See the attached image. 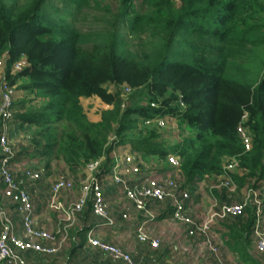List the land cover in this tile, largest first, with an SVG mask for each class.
I'll return each instance as SVG.
<instances>
[{
	"label": "trees",
	"instance_id": "1",
	"mask_svg": "<svg viewBox=\"0 0 264 264\" xmlns=\"http://www.w3.org/2000/svg\"><path fill=\"white\" fill-rule=\"evenodd\" d=\"M84 8L111 18L82 32L75 23ZM4 53L6 80H26L40 103L12 105L8 136L27 134L26 144L11 143L16 157L33 151L44 168L58 159L72 171L103 159L108 169L113 150L132 145L146 158L176 155L188 182L220 175L225 159L237 158L246 172L231 175L239 186L264 183V0H119L115 9L99 0H0ZM21 58L29 66L11 74ZM93 96L111 106L99 122L81 103ZM164 117L188 131L172 147L154 122ZM239 126L252 136L249 150ZM248 212L228 221L227 244L244 264H261L247 254Z\"/></svg>",
	"mask_w": 264,
	"mask_h": 264
},
{
	"label": "built area",
	"instance_id": "2",
	"mask_svg": "<svg viewBox=\"0 0 264 264\" xmlns=\"http://www.w3.org/2000/svg\"><path fill=\"white\" fill-rule=\"evenodd\" d=\"M9 59L8 53L0 56V70L4 67L6 69ZM27 66L29 64L26 58H21L13 64L11 74L22 71ZM13 87L4 80L0 89L2 105L0 108V191L20 218L23 236L18 235L17 226L9 210L1 206L0 264H27L24 254L29 251L44 258L57 254L66 244L70 230L77 223L78 217L87 211L101 220L100 224L85 231L87 243L100 249L117 264H137L129 251L96 238L95 228L114 229L120 224V220L129 221L133 218L137 239L142 243H149L153 249H158L160 240L152 238L147 230L149 224L157 220L155 206L162 204L170 208L168 217L184 226L186 237L202 239L203 251L214 256L218 264H225L220 255L223 246L220 230L223 233H229V230L223 227L224 224L249 211L247 216L252 221L249 253L252 258L264 264V183L258 187L239 186L231 175L243 176L246 172L239 167L237 158H226L222 174L206 175L201 181L202 220L200 221L192 216L194 195L200 192V182H188L184 178L176 155L168 154L165 159H160L162 164H167L170 171L156 176L150 172L148 174L142 172V156L136 154L132 145L118 146L112 152L114 163L108 172L101 169L103 159H100L88 162L77 182L71 176L58 174L50 185L48 204L52 210L61 212L60 222L55 230L37 227L34 222L33 192L42 183L44 176L41 170L24 166L15 160L16 152L8 139L14 119L11 109L15 102ZM124 90L126 94L123 96L130 91L127 86ZM168 120V117H164L154 122L161 129L166 126ZM238 131L246 149L249 150L251 134L243 126H239ZM123 164L133 166L135 172L141 173V177L126 179L120 171ZM111 188L116 189L119 195L121 208L118 218L111 215L105 197V191ZM74 191H77V195L70 205H65L59 200L63 192ZM216 194L221 196V200ZM206 198H209V204H206ZM237 198L239 201H236Z\"/></svg>",
	"mask_w": 264,
	"mask_h": 264
},
{
	"label": "crops",
	"instance_id": "3",
	"mask_svg": "<svg viewBox=\"0 0 264 264\" xmlns=\"http://www.w3.org/2000/svg\"><path fill=\"white\" fill-rule=\"evenodd\" d=\"M93 97L99 99L96 96ZM101 103L105 106L106 110L111 109L109 105L103 103L102 101ZM88 119L92 122H98L101 119V114L98 118H91L90 115H88ZM16 124V118H14L11 123V129L15 128ZM21 135L24 136L25 139L23 138L22 141H18V139L15 138L12 133L9 134V142L13 144L23 142L24 144H26L27 136H25L24 133H22ZM123 151L128 152V150L124 149ZM150 157H152L153 159L160 160V158H158L157 156L156 158L155 155ZM15 160L16 162L22 164H24L23 162L26 163L28 161L41 162L40 158H38L35 152L33 151L31 153L23 155L22 157L17 156ZM113 163L114 160L112 159L108 169L104 170L107 172L110 171V168ZM151 169H153L151 170V173L156 176L162 175L170 171L169 167L165 166V163H161L160 166L157 165L156 168ZM38 170H41L43 172L44 179L42 183L38 185L36 191L33 192V198L35 202L34 222L36 226L41 229L55 230L57 228L58 223L60 222L61 212L54 211L49 207L48 194L52 182H49L50 178H45L47 174V172H45V168H38ZM120 171L126 179H136L141 177V173L135 172L133 166L128 164H123ZM200 183V192L198 191L194 195L195 204L192 208V216L200 219L201 221L202 183ZM117 192L118 191L114 188H111V190L107 189L105 191V197L109 204V210L111 212V215L115 218H118L119 211L121 208L119 195L117 194ZM76 195L77 191L63 192L62 194H60L59 200L65 205H70L75 200ZM216 195L217 198L221 200V196H219L218 194ZM205 202L206 204H209V198H206ZM1 206H4L6 209L9 210L17 226L16 231L18 235L23 236L20 218L15 214L14 208L10 204V202L3 198L0 191V207ZM154 210L157 215V220L149 224L147 231L150 233L152 238H158L160 240V247L158 249H153L149 243H142L137 239V235L134 230L135 221L133 218L129 221L120 220V224L114 229L96 227L95 237L102 241L118 245L123 249L129 251L134 257L137 264H218V260L214 256L207 253L206 251H203L202 239L196 237H186L184 234V226L180 222H175L174 220L168 217L170 208L167 205H156ZM100 222L101 220L98 217L92 215L90 211L81 214L78 217L77 223L70 230L69 238L64 247L57 254L47 257L49 258V263L117 264L113 262L109 258V256L102 252L100 249H98L97 247L90 246L87 243L85 231L92 226H97L98 224H100ZM227 225L228 224H224L223 227L227 228L230 233V229ZM220 233H222L223 242L220 255L221 258L224 260L225 264H244L240 257V254L237 251L232 250L230 245L227 244L229 241V233H223L221 230ZM213 235L214 234L212 233V236ZM231 245H234V243H231ZM249 250L250 246L247 250V254L251 257ZM41 257L43 258V256L36 253L25 255L27 264H40Z\"/></svg>",
	"mask_w": 264,
	"mask_h": 264
},
{
	"label": "rangeland",
	"instance_id": "4",
	"mask_svg": "<svg viewBox=\"0 0 264 264\" xmlns=\"http://www.w3.org/2000/svg\"><path fill=\"white\" fill-rule=\"evenodd\" d=\"M99 1H101L102 4L110 5L112 6V8L115 9L118 6L119 0H99ZM103 18L110 19L111 16L107 15L104 11L98 10L96 8H92V9L84 8L80 12L77 13L75 26L78 29H80L82 32H88L90 30H95L98 28L100 29L104 27L105 24L102 21H98V20L99 19L102 20ZM5 74H6V69L4 67L2 70H0V89H1L2 82L6 80ZM26 82L27 81L24 79H19L16 81L15 85H13L14 86L13 87L14 101L21 102L22 100H26L28 102L26 105V109H29L34 106H40L39 102L34 101L33 99L34 95L28 90L23 88V86L26 85ZM110 90L111 91L114 90V87H110ZM82 104L84 106V113L87 116V118H88V115H90L91 118H98L100 114L102 115V112L106 110L105 106L101 103V101L94 97H90L87 99L84 98L82 100ZM1 106L2 105L0 102V108ZM15 110H17V108L13 109V111ZM0 117H1V114H0ZM99 121H101V119ZM165 125H166L165 127L160 129L163 131L162 132L163 137L162 139H160V142H162L166 147H172L176 145L179 141L182 140L184 136L188 135V131L183 132L182 130L183 128L181 129L178 128V122L175 120H169V122ZM60 128L61 127H59V129ZM26 135L27 134H25V136ZM110 137L111 139L113 138L112 136ZM16 138L18 139V141H22L23 138L25 139V137L22 135L21 136L18 135ZM133 148L136 150L137 155L140 154L142 156V159H143L142 160L143 161L142 172H144L145 174H148L149 172L151 173L150 170H153L151 168H156L157 165L159 166L161 165L160 160L153 159L150 156L146 158L143 156L142 152L138 151L134 146ZM23 163H24L23 164L24 166L33 167L36 169L38 168L42 169L45 166L44 162H39V161L38 162L28 161L26 163L25 162ZM165 166H167V164H165ZM45 169L46 171L45 170L44 171L47 172L45 178H50L49 182H52L54 178L58 176V174H62V173L73 177L74 179H76V182H77L79 181L80 176H82V170H83V168H81L80 170L72 171L67 166H65V164L61 160H58V159H53L50 167L45 168ZM236 201H239V199L237 198Z\"/></svg>",
	"mask_w": 264,
	"mask_h": 264
}]
</instances>
